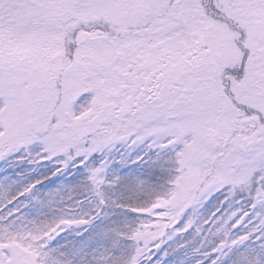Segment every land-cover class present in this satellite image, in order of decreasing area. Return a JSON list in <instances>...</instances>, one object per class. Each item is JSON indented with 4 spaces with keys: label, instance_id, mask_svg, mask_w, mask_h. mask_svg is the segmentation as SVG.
I'll return each mask as SVG.
<instances>
[{
    "label": "snow or ice",
    "instance_id": "6c2138e0",
    "mask_svg": "<svg viewBox=\"0 0 264 264\" xmlns=\"http://www.w3.org/2000/svg\"><path fill=\"white\" fill-rule=\"evenodd\" d=\"M0 264H264V0H0Z\"/></svg>",
    "mask_w": 264,
    "mask_h": 264
}]
</instances>
